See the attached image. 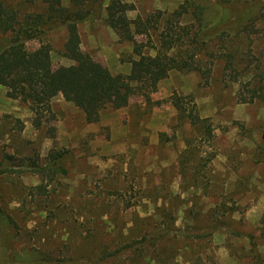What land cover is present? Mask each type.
<instances>
[{"label":"rangeland","instance_id":"obj_1","mask_svg":"<svg viewBox=\"0 0 264 264\" xmlns=\"http://www.w3.org/2000/svg\"><path fill=\"white\" fill-rule=\"evenodd\" d=\"M2 1L19 21L43 8ZM123 1L133 4L130 18L160 11L150 38L136 35L154 54L184 0ZM233 1H253L257 18L238 36L185 45L201 70L171 69L149 101L134 94L88 121L58 93L37 126L28 101L0 84V264H264V102L236 96L240 82L264 85V0ZM106 3L90 4L77 23L79 46L110 72L128 73L136 56L102 21ZM176 21L197 27L189 11ZM42 30L25 47L47 40L52 66L69 64L59 52L63 26ZM174 94L194 102L209 135L179 117ZM57 150L65 171H40Z\"/></svg>","mask_w":264,"mask_h":264},{"label":"trees","instance_id":"obj_2","mask_svg":"<svg viewBox=\"0 0 264 264\" xmlns=\"http://www.w3.org/2000/svg\"><path fill=\"white\" fill-rule=\"evenodd\" d=\"M25 1L39 2L43 8L25 12L23 20L19 21L17 11L0 0V84L6 86L7 96L28 101L34 115L32 122L37 126L49 108L50 98L58 93L80 108L88 121L95 119L99 109L107 104L113 108L125 106L134 94H141L149 101V93L156 89L158 81L171 69L201 70L198 58L194 52L185 49V45L195 47L199 41L206 42L212 36H238L246 22L257 18L256 9H251L255 4L253 1L184 0L164 20L157 35L158 45H151L155 53L149 54L143 49L150 40L139 42L136 35L149 39L151 32L157 29L160 11L154 15L137 14L130 18L126 11L133 8L132 3L107 0L102 21L116 32L120 40L132 44V53L136 56L129 60L128 73H112L80 49L77 31V23L91 15L90 4L103 0ZM192 5L194 8L188 9ZM187 11L197 23L195 29L176 21ZM52 21H57L65 30L59 52L71 61L69 64L52 66V44L47 40H40L32 50L25 47L27 39L40 38L43 27L49 26ZM225 61L229 63L227 58ZM246 84L239 83L236 92L238 100L259 99L264 102V85ZM243 87L247 95L241 92ZM170 100L179 117L192 125L201 124L204 133L210 134L206 117L197 113L190 98L186 101L174 94ZM62 154L61 150L50 153L46 166L37 168L50 175L63 173L65 169L59 164Z\"/></svg>","mask_w":264,"mask_h":264}]
</instances>
